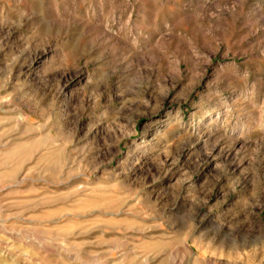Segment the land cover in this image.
<instances>
[{"label": "rangeland", "instance_id": "obj_1", "mask_svg": "<svg viewBox=\"0 0 264 264\" xmlns=\"http://www.w3.org/2000/svg\"><path fill=\"white\" fill-rule=\"evenodd\" d=\"M0 264H264V0H0Z\"/></svg>", "mask_w": 264, "mask_h": 264}]
</instances>
